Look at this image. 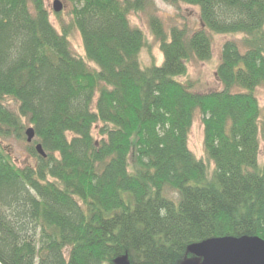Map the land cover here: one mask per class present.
I'll use <instances>...</instances> for the list:
<instances>
[{
    "label": "trees",
    "instance_id": "obj_1",
    "mask_svg": "<svg viewBox=\"0 0 264 264\" xmlns=\"http://www.w3.org/2000/svg\"><path fill=\"white\" fill-rule=\"evenodd\" d=\"M67 1L71 24L59 31L46 0H0V136L36 131L33 165L0 147V264H183L201 260L189 251L195 243L264 240L255 93L264 85V0H169L199 7L205 28L167 33L152 17L164 61L148 66L146 35L130 15L154 0ZM211 32L243 34L246 51L224 42L225 87L199 92L174 77L192 57L211 58ZM198 112L207 159L189 145Z\"/></svg>",
    "mask_w": 264,
    "mask_h": 264
},
{
    "label": "rangeland",
    "instance_id": "obj_2",
    "mask_svg": "<svg viewBox=\"0 0 264 264\" xmlns=\"http://www.w3.org/2000/svg\"><path fill=\"white\" fill-rule=\"evenodd\" d=\"M64 4V10L60 12L61 18H58L54 11L55 0H46V4L51 11V20L59 31L62 26H70V10L72 4L67 0H60ZM157 17L162 21L164 30L169 33L173 27L186 28L188 34L204 29L205 26L201 20L200 9L197 6L179 3L174 4L169 0H154L153 4L145 10L132 12L130 20L132 25L141 28L146 35V46L141 52L140 59L143 65L148 66L153 62L161 64L164 61V54L160 48L159 40L153 33L150 20ZM212 37V56L208 60H200L192 57L188 61L187 73L184 76H175V80L181 83L192 84V88L199 92H211L222 90L225 86L217 77V68L221 61V52L224 42L228 40L236 41L242 51H246L243 34H219L211 32ZM71 48L75 55L84 56V45L80 32L72 29L70 32ZM256 96L263 108L264 114V85L259 86ZM8 106L17 110L18 103L11 99L5 101ZM32 125L27 124V128ZM35 141V140H34ZM33 141V142H34ZM32 142V143H33ZM261 148L259 153V163L264 166V117L261 121L260 131ZM27 139L5 138L0 136V147L4 148L11 156L12 160L19 166L33 165L35 158L29 151ZM191 150L197 157L207 159L204 148V124L202 115L197 113L189 138ZM211 169H214V163L210 162Z\"/></svg>",
    "mask_w": 264,
    "mask_h": 264
},
{
    "label": "water",
    "instance_id": "obj_3",
    "mask_svg": "<svg viewBox=\"0 0 264 264\" xmlns=\"http://www.w3.org/2000/svg\"><path fill=\"white\" fill-rule=\"evenodd\" d=\"M53 7L57 13L64 10V4L60 0H55ZM25 133L29 143L36 139L33 126L27 128ZM36 150L42 157H47L41 144L36 145ZM189 251L201 260H187L183 264H264V240L253 238L212 239L190 245ZM116 263L131 264L126 257L117 258Z\"/></svg>",
    "mask_w": 264,
    "mask_h": 264
}]
</instances>
